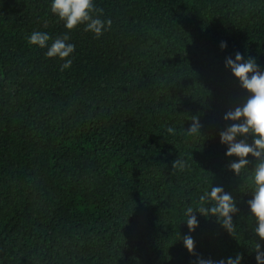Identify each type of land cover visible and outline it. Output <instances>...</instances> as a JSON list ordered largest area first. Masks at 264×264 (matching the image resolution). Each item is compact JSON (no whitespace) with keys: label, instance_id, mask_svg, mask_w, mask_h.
Listing matches in <instances>:
<instances>
[{"label":"trees","instance_id":"1","mask_svg":"<svg viewBox=\"0 0 264 264\" xmlns=\"http://www.w3.org/2000/svg\"><path fill=\"white\" fill-rule=\"evenodd\" d=\"M50 4L0 0V264H257V160L230 170L220 133L250 96L226 59L264 71V0H94L112 20L99 39ZM33 31L49 46L68 32L72 67L30 46ZM193 116L201 134L186 136ZM217 186L236 201L235 232L198 211L190 232L185 210L214 206L200 196Z\"/></svg>","mask_w":264,"mask_h":264},{"label":"clouds","instance_id":"2","mask_svg":"<svg viewBox=\"0 0 264 264\" xmlns=\"http://www.w3.org/2000/svg\"><path fill=\"white\" fill-rule=\"evenodd\" d=\"M50 10L64 21L67 30L74 31L83 24L85 25L84 30L94 34L97 39L101 38L112 25L111 19L101 18L103 9L97 8L94 0H51ZM94 13L96 15H93ZM51 39L46 32L33 31L27 37V43L41 49L46 48L47 58L59 57L65 61L61 70L70 69L72 67L70 57L75 51V45L69 42L70 35L65 32L62 36L55 38L49 46ZM226 46V43L221 44L222 48ZM226 67L231 69L250 96L243 106L226 113L225 120L242 122L234 123L222 131L220 133L221 143L227 145V156L239 158L238 161H233L229 165L230 170L237 175L249 165L250 161L247 159L249 155L257 160L251 177L254 186L253 198L248 201V204L256 220V227L253 231L261 240H264V71L260 70L254 58L249 57L245 60L239 52L235 54V60L230 57L226 59ZM191 119L192 125L185 129L184 134L186 136L200 135L202 124L199 117L193 116ZM166 130L171 135L176 134L174 127H168ZM248 135L254 137L251 144L245 139L237 140L238 136L247 137ZM185 166L186 162L182 158L173 161L172 164L173 169L181 171L185 169ZM206 200L215 202L214 206L211 208L201 206L195 210L188 207L185 210L186 223L190 232L198 227V220L194 214V211H198L205 216L209 214L216 216L218 222L232 235L235 232L233 215L239 211L232 195L225 192L223 187H211L210 191H205L200 196L201 205ZM183 243L190 253H194L195 241L191 235L183 237ZM253 250L256 252L257 264H264V249L261 244L256 242ZM242 259V255H237L235 258L229 257L227 261L220 260L219 262L199 258L198 264H240Z\"/></svg>","mask_w":264,"mask_h":264}]
</instances>
